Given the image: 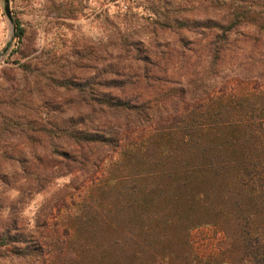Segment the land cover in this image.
I'll use <instances>...</instances> for the list:
<instances>
[{"label": "rangeland", "instance_id": "obj_1", "mask_svg": "<svg viewBox=\"0 0 264 264\" xmlns=\"http://www.w3.org/2000/svg\"><path fill=\"white\" fill-rule=\"evenodd\" d=\"M151 2L9 0L10 23L0 0V264H35L30 257L19 258L14 239L20 226L36 236L38 219L50 212L72 234L66 260L59 257L51 264H189L191 253L203 258L219 254L233 238L236 249L238 214H253V224H264V205L234 186V170L214 175L207 165L216 152L230 160L258 152V142L243 126L202 131L192 148L180 145L174 131L156 132L147 136L148 143L120 154L88 146L81 151L84 157H75L80 163H69V173L51 179L39 192L31 189L45 168L34 152L44 153L52 144L42 130L60 125L54 117L90 108L80 100L74 80L89 79L96 89L99 79H113L112 72L101 73L104 68L136 73L130 57L118 63L119 43L126 36L142 49L154 37L160 45L174 42L177 32L153 30ZM243 46L238 57L226 56L212 72L202 67L203 53L198 61L192 52L182 64L171 59L164 74L168 81L161 87L174 92L188 82L190 89H210L232 69L252 70L258 64L243 56L250 44ZM150 49L159 53L169 47ZM158 89L137 91L149 97ZM258 97L254 100L263 103ZM221 103L208 111L218 108L230 118L246 110ZM147 148L154 149L153 155ZM77 154L72 150V156ZM65 194L66 203L59 207L56 200Z\"/></svg>", "mask_w": 264, "mask_h": 264}, {"label": "trees", "instance_id": "obj_2", "mask_svg": "<svg viewBox=\"0 0 264 264\" xmlns=\"http://www.w3.org/2000/svg\"><path fill=\"white\" fill-rule=\"evenodd\" d=\"M149 10L153 30L177 32L174 42L160 45L154 37L142 49L140 43L129 41L126 36L119 43L122 54L118 63L130 57L136 73H123L113 66L104 68L101 73L112 72L113 79H99L96 89L91 87L89 79H72L74 87L79 89L80 100L90 108L85 113L59 120L54 117L60 125L55 123L42 130L41 136L52 144L44 153L34 152L35 159L45 165L31 184L35 193L43 190L51 179L69 173L70 162L80 163L78 159L84 157L81 152L84 148L102 145L112 154H120L126 147L148 143L147 136L156 132H177L178 143L192 148L202 131L217 125L243 126L244 133L256 139L259 150L264 149V102L254 100L257 95L262 97H258L259 101L264 100V0H152ZM245 42L250 46L243 56L258 64L252 70L232 69L235 73H227L219 86L213 83L210 89H190L188 82L179 85L175 93L161 87L168 81L164 74L171 59L182 64L189 52L197 61L203 53L202 67L207 66L212 72L226 56L238 57ZM190 44L201 47L204 52L191 51ZM160 46L169 49L159 53L150 49ZM155 86L159 92L149 97L137 91L142 87L154 90ZM218 101L223 107H245L246 110L230 118L223 117L218 108L208 111ZM72 150L78 154L72 156ZM256 150L257 153L236 160L216 152L210 155L207 165L214 175L233 169L234 186L252 193L257 205L263 206L264 152ZM148 152L153 155L154 149L149 148ZM65 196L57 198L59 207L65 205ZM252 218L253 214L240 213L234 219L235 239L240 243L236 249L233 238L219 254L203 258L191 253L186 261L189 264H264V224H253ZM37 228L36 236L23 226L17 229L14 241L19 258L30 257L35 264L55 263L59 257L61 262L65 261L66 249L72 241L71 231L51 212L38 219Z\"/></svg>", "mask_w": 264, "mask_h": 264}, {"label": "water", "instance_id": "obj_3", "mask_svg": "<svg viewBox=\"0 0 264 264\" xmlns=\"http://www.w3.org/2000/svg\"><path fill=\"white\" fill-rule=\"evenodd\" d=\"M4 11L10 23H13L12 14L9 6V0H4Z\"/></svg>", "mask_w": 264, "mask_h": 264}]
</instances>
